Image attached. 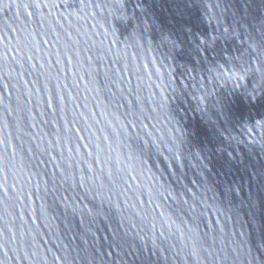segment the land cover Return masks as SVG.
Instances as JSON below:
<instances>
[{
    "label": "water",
    "instance_id": "water-1",
    "mask_svg": "<svg viewBox=\"0 0 264 264\" xmlns=\"http://www.w3.org/2000/svg\"><path fill=\"white\" fill-rule=\"evenodd\" d=\"M0 264H264V0H0Z\"/></svg>",
    "mask_w": 264,
    "mask_h": 264
}]
</instances>
